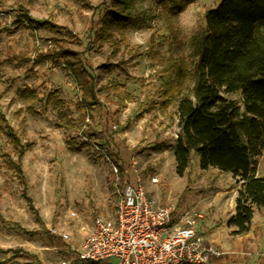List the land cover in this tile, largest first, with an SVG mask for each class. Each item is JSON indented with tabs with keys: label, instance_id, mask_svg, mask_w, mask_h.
Instances as JSON below:
<instances>
[{
	"label": "rangeland",
	"instance_id": "1",
	"mask_svg": "<svg viewBox=\"0 0 264 264\" xmlns=\"http://www.w3.org/2000/svg\"><path fill=\"white\" fill-rule=\"evenodd\" d=\"M218 2L195 0L177 15V37L161 19L151 27L127 30L128 45L115 51L96 41L111 0H0V113L22 143L30 144L21 160L25 188L8 159L18 162L17 148L0 124V264H92L64 251L54 254L50 229L58 227L70 234L69 244L58 240L56 245L77 248L97 216L114 218L117 197L111 162L115 156L103 151L117 152L124 164L123 176L114 162L120 187L140 183L160 204L202 214L200 224L209 227L213 191H230L237 183L217 169H200L198 156H193L184 176L177 174L176 103L163 106L160 77L168 55H190L191 38L202 32L206 12ZM138 6L157 10L152 0ZM21 9L62 28L34 31L18 25L15 17ZM60 48L84 52L88 74L99 76L100 104L88 122L84 99L91 100L90 94L77 86L66 68L38 59L41 53ZM112 63L125 70L101 69ZM187 84L191 86L192 80ZM24 88L34 89L36 95L21 98L18 90ZM124 92L130 95L122 100ZM229 97L238 99L239 94ZM259 171L264 175V152ZM258 256L250 255L243 264H264L257 262ZM98 264H117V259Z\"/></svg>",
	"mask_w": 264,
	"mask_h": 264
},
{
	"label": "trees",
	"instance_id": "2",
	"mask_svg": "<svg viewBox=\"0 0 264 264\" xmlns=\"http://www.w3.org/2000/svg\"><path fill=\"white\" fill-rule=\"evenodd\" d=\"M143 1L147 0H111L101 30L96 32V41L118 51L122 44L129 43L127 30L151 27L153 21L161 19L177 37L174 19L195 0H152L157 10L139 7L138 3ZM15 23L34 31L62 28L52 21L33 18L25 9L20 10ZM190 44V55H168L160 77L163 106L176 103L179 126L174 145L176 172L184 176L193 156H198L200 169L217 168L230 173L239 189L235 213L228 226L232 236L245 235L251 229L255 212L264 211V175H259L264 152V0H219L206 12L205 26L191 38ZM170 45L173 47L172 42ZM38 59L66 68L77 86L90 94L91 100L84 99V103L91 118L94 107L100 104L96 90L99 76L88 74L85 53L60 48L41 53ZM101 69L125 70L113 63L104 64ZM188 80H192L191 86ZM124 93L120 95L122 100L123 95H130ZM232 94H239V98L229 97ZM18 95L30 99L36 91L24 88L18 90ZM0 124L17 148L18 162L8 159L26 188L21 160L30 144L22 143L2 113ZM82 133L85 135L87 131L83 129ZM103 152L115 156L114 162L124 176L126 170L119 163V154ZM29 203L35 209L30 199Z\"/></svg>",
	"mask_w": 264,
	"mask_h": 264
},
{
	"label": "built area",
	"instance_id": "3",
	"mask_svg": "<svg viewBox=\"0 0 264 264\" xmlns=\"http://www.w3.org/2000/svg\"><path fill=\"white\" fill-rule=\"evenodd\" d=\"M111 164L117 197L114 218L97 216L77 248L56 245L58 240L69 244L70 234L51 228L54 254L64 251L68 256L75 254L77 260L98 263L115 258L117 264H209V253L220 254L207 247L205 237L197 232L195 213L160 204L140 183L120 187L119 168Z\"/></svg>",
	"mask_w": 264,
	"mask_h": 264
},
{
	"label": "crops",
	"instance_id": "4",
	"mask_svg": "<svg viewBox=\"0 0 264 264\" xmlns=\"http://www.w3.org/2000/svg\"><path fill=\"white\" fill-rule=\"evenodd\" d=\"M217 171L221 172L219 169ZM223 174L229 175L233 182H236L230 173ZM238 189L239 185L230 191L225 189L213 191L209 200V227L206 222L200 224L203 215L194 212L196 217H199L196 230L205 237V245L220 253L219 255L209 253V264H243L252 254L259 255L257 262L264 261V211L255 212L251 229L247 234L231 235L232 229L228 226V221L235 213ZM227 200L230 201V206L227 205L229 203ZM227 207H230L229 211L226 210Z\"/></svg>",
	"mask_w": 264,
	"mask_h": 264
}]
</instances>
